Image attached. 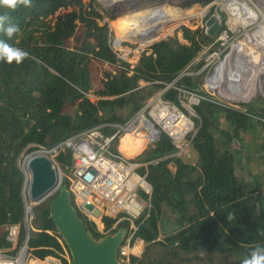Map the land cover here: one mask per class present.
I'll return each instance as SVG.
<instances>
[{
  "label": "trees",
  "instance_id": "obj_1",
  "mask_svg": "<svg viewBox=\"0 0 264 264\" xmlns=\"http://www.w3.org/2000/svg\"><path fill=\"white\" fill-rule=\"evenodd\" d=\"M97 5V0H32L31 8L21 6L10 11L0 7V14H8L9 23L20 28L10 39L0 31V39L29 53L19 65L0 61V247H11L9 227L14 224H18L17 243L26 237L25 173L19 161L28 151L51 148L95 125H101L102 132L110 135L116 123H123L150 96L173 82L162 94L166 99L178 102L182 91H199L205 96L193 105L198 115L193 117L195 128L188 133L193 154L191 158L179 154L181 147L161 129L153 146L144 148L135 158L148 161L138 170L145 173L151 191L139 188V195L150 202V207L135 221L137 228L130 242L141 238L144 246L139 255H130V262L242 264L253 247L264 246V95L238 101L237 106L227 105L202 90L192 75L177 78L215 36L199 25L191 28L179 24L172 33L139 50L131 63L113 45V30ZM157 16L163 20L168 14L159 12ZM183 17L175 13L160 25L153 20L154 33L147 42L137 35H118L116 42L127 38L148 43ZM225 27L220 24L218 31ZM236 95V100L252 96L244 89H236ZM211 112H223L228 128H219V122L210 119ZM144 124L141 130L153 139L159 131L157 124ZM257 125L261 127V150L243 149L250 146L244 133ZM216 130H220L219 135ZM121 143L140 149L124 137ZM112 150L118 153L116 147ZM121 152L127 157L138 153ZM257 152L263 166L254 171L250 159ZM55 158L65 169L72 158L71 147L63 145ZM170 162L174 168L168 165ZM237 166L248 168V174L239 176ZM62 184L70 187V178L63 176ZM57 193L33 205L27 249L39 258L52 255L58 258L57 264H71L68 245L49 217V202ZM73 206L94 237L124 227L120 244L126 241L130 232L127 219L112 227L118 217L102 215V231L75 201ZM164 208L181 226L168 234L161 232ZM229 213H235L231 221L226 218Z\"/></svg>",
  "mask_w": 264,
  "mask_h": 264
},
{
  "label": "rangeland",
  "instance_id": "obj_2",
  "mask_svg": "<svg viewBox=\"0 0 264 264\" xmlns=\"http://www.w3.org/2000/svg\"><path fill=\"white\" fill-rule=\"evenodd\" d=\"M179 1L182 2L183 4H178V3L172 4V5L165 4V6L166 7L169 6L172 8H177V9L182 10L180 12L192 11V13H190L188 15L181 13L182 15H184L181 22H178L170 30H168V31L165 30L164 32H162L160 37L155 38L152 41H150L148 43H144V44H140L137 41H132V40H129L127 38H123L119 42H116V37L118 35H121L123 37H125V36H127V37L132 36L133 37V36H135V34H139L137 36H139V38L142 41H145V42L149 41L151 36L154 33L153 22L151 24L150 23L151 21L144 22L142 19L149 14L153 15V12L156 10V8H152L149 10H142V11L135 12L132 14H119V16H115V15H113L115 7L105 4L102 0H97V2L99 4L97 6L101 11L103 19L110 24L111 29L113 30V41H112L113 45L117 49H119L120 55L124 56V58H128V60L131 63H134L136 61V59L138 57L139 50H141L142 48H144L146 45L150 44L151 42L158 40L161 37L172 33L174 31V29L176 27H178L179 24H181V23H186L191 28H196L197 25H199L200 27H203L207 31V29H206L207 25L205 24V19L207 17H209L210 15L215 14L217 16L215 18V20L219 21L220 24H224L226 27L220 31H218V29H219V27H218L214 31V33H211V34H215L214 38L208 44L204 45L202 47V49H200V51L197 53V55L193 59V63L190 66H188L186 70L181 72V73H183L182 75H184V74L192 75L193 79L199 84V87L202 90H206V91L210 92L211 94L217 96L219 101H221L222 103L227 104V105L237 106L236 103L238 101L247 102L252 97L257 96L258 94L264 95V92L256 90V89L262 88L261 83L258 80V78H260L261 81L264 80V66L262 68L259 62H258V64L256 62L253 63V66H256V68L259 70L261 69V72L258 74V78L256 77V80H254L248 86L247 84H243L242 82H240V80H243L242 77L239 75L238 71H236L234 69L233 63L230 61V58L227 57L229 55H233V57H235L237 61H238V58L240 60H242L241 58H243V60L241 62L244 63L248 60L247 55L251 54V59L255 60L256 56L254 54H256L255 52L257 50V45H258V40H255L251 43H246V40H245L246 39V30L243 29L242 26L238 25V27L232 28L230 25H228V13L227 12L233 10L232 7L230 6L229 1H228V3H224V7H222V5L220 4V1H215V0H206V2H204L203 4H202V1H199L196 3L194 2L191 4H186V3L184 4V2H190L193 0H179ZM237 1L243 2L242 0H237ZM253 1L263 11V16H264V2L262 3L261 0H253ZM204 4L205 5L210 4V7L203 10L202 12H193L195 10L198 11L201 6L203 7ZM247 6H251L249 4V2L247 4ZM157 8L162 9L163 7L158 6ZM252 9L254 10V7H252ZM123 16H125V17H123ZM170 16L171 15L168 14V16L162 20V19H159L158 16L156 15L155 19L157 22H159V25H160L164 20L170 19L171 18ZM258 18H259V21L264 22V19L262 20L261 15H259ZM120 19L125 20V21H122V25L118 26ZM111 21H113L114 24H112ZM254 22L255 21H253L251 23H254ZM251 23L244 24V27L246 28L248 26L250 28ZM133 25H136V26H133ZM251 25H253V24H251ZM177 35L179 36V38L181 40H183V41L185 40L182 38L180 30H177ZM124 41L126 43H124ZM252 43L254 44L255 50H252L249 53L244 52L242 50L243 45L252 44ZM235 52H237V54L239 56H234ZM242 63H241V65H242ZM237 65H238V63H237ZM141 83H144V81H141ZM243 88L245 91L249 92V94H251L252 96L249 97L247 100H242V99L236 100V97H237L236 89H243ZM221 89L226 90V91L229 90L233 99L226 97L221 92ZM159 92H160V90L155 92L144 103L143 106H146L145 111H144V113H145L144 115H147L153 122H155V120L152 118L154 116L151 114V109H152L153 105L155 104V100L157 99V97H159L158 99L162 100V102L166 103L167 105L175 106L179 112L181 111L185 115V117L189 120V122L191 123V126L185 130V132L182 134V137H176L175 135L171 134L166 129L162 128L161 125H159L157 122H155V123L157 124V126L160 130L162 129V130L167 131L172 136L173 141L178 146L181 147L180 151L178 152L179 154L182 153V155H186L187 157H190L193 154V152H192L191 146L189 145L188 133H189V131H191L192 129L195 128V122L193 120V117L198 116L195 109L193 108V105L197 104L199 102V100L201 98H205V96L203 93H201L199 91H195V92L182 91L181 95L177 97L178 102H173L169 99H166L164 97V95H158L157 96V94ZM89 96L92 99L95 98V95H93V94H90ZM192 96H195L198 99H196V100H195V98L192 99L191 98ZM240 107L242 109L245 108L244 105H240ZM204 108L206 110L205 106H204ZM140 109L136 113H134L130 117H128L123 123H116V125H114L115 127H114L113 132L118 131L117 135L115 136V138H113L111 140V142H109L105 146V148H100L98 150L99 153L97 152L98 155L111 157V156H109V154L111 151L114 152L112 150V148L116 147V149L118 150L117 154L122 155L121 157L123 159H125L126 161L135 163L134 171H137L139 174H141V173L139 172L138 168L141 166L146 167V164L148 161H138L135 158L144 148L152 147L154 140L157 139V137L151 139L148 135L145 134L146 131L144 133L141 130L145 124L139 125L138 129L136 131H134V129L137 128V126L139 124V122L136 120V117L141 113V112L139 113ZM210 114H212V115H210L211 120L216 119V121L219 122V124H218L219 128H221V129L228 128L229 121L226 119L225 114L223 112L222 113H215V114L211 112ZM133 119L135 122L133 124H131V126H129L128 123H130ZM146 122L148 123L147 119H146ZM119 124H122V126H126L128 124L127 125L128 129L122 130L119 127ZM132 125H134V126H132ZM130 127H133V128L130 129ZM229 129H231V128H229ZM220 130H216L215 134L219 135ZM133 132H135L136 134ZM260 132H261V127L259 125H257L256 127L250 128L247 131V133H244V137L246 138V140L250 139V141H246V143L250 144V146L245 145V147H243V149L244 148L246 149L248 147L251 148V151H255L256 148L260 149L261 148V137L258 138V134H260ZM106 137H108V136H106ZM123 137L125 140H127L132 145H135L134 143H136V146L139 147L140 149H131L129 147L128 148L125 147L121 143V140ZM81 139H88V141H89L88 134L82 135L81 137H77L74 140L79 141ZM131 139H134V140L131 141ZM222 139H223V137H222ZM93 142L95 143V141H93ZM100 142H103V141H100ZM234 142L237 143V140L235 139ZM93 145H95V144H93ZM254 148H255V150H254ZM71 150H72V158L66 164L65 169H63L61 167H60V169L62 172V177L68 176L70 178V188H72V190H73L72 191V193H73L72 204L75 201V203L77 204V206L81 210V200L83 198L82 193H80V191L77 190V188L75 187V184H74V179L76 177V170L78 169V165L76 164V160L74 159V156H75L74 154L76 153V150L74 147H71ZM95 150L97 151V149H95ZM121 151H128V152L134 151V152H138V153L127 157ZM114 153H116V152H114ZM49 154L57 162V159L55 158V155L57 153L56 154L49 153ZM254 154H255L254 157H252L250 159V161H251V164H250L251 168L250 169L255 171L258 169L259 165L262 167L263 164L261 163V158L258 156L259 153L257 152ZM23 157L19 161V165L21 167L23 164ZM122 158L114 157V159L116 161H120V160H122ZM194 159L195 158H193L192 160H194ZM168 165L171 166L172 168H174L172 162H170ZM237 172H238L239 176L244 177V174H248L249 169L247 168V169L243 170L239 166H237ZM247 178L249 181H251V176H248ZM88 187H89V185H88ZM94 197H104V196L100 195L96 189L90 188L89 198H94ZM98 205H99V208L101 210L98 219H96L95 215H93V214L92 215L86 214L82 210H81V212L84 215H86L87 217L93 219L100 229L103 228V222L101 220L102 215L106 214V215H109L112 217H116V214L121 213L120 211L117 213L116 212L108 213L107 201L104 198L99 202ZM120 216H122V213H121V215H119V217ZM117 217H118V215H117ZM17 234H18V231H17ZM17 234L15 235V237L13 236V237L9 238V240L11 241V247L10 248L0 247V255L1 256L8 257V258L9 257L15 258L17 256L19 250L22 249V246H23V242L20 244L17 243ZM143 246H144V242H141L139 249H136V247L133 249L134 251H136L135 255H139L141 253ZM25 254H26L25 255V264H31V262H36L35 264H57V262H58V258L55 256L47 255V256H45V258H39V257L35 256L31 252L30 249L28 250L27 248H26Z\"/></svg>",
  "mask_w": 264,
  "mask_h": 264
},
{
  "label": "water",
  "instance_id": "obj_3",
  "mask_svg": "<svg viewBox=\"0 0 264 264\" xmlns=\"http://www.w3.org/2000/svg\"><path fill=\"white\" fill-rule=\"evenodd\" d=\"M216 17L215 14H212L205 19L207 32L210 34L214 33L220 25L219 21L215 20ZM182 74L183 73L178 75L177 78ZM172 83L173 82L162 89L157 96L162 95ZM191 98H195V100L198 99L195 96ZM145 108L146 106H143L139 113L145 114ZM145 118L153 124L152 120L147 115H145ZM127 125L122 126V124H119V127L122 130H126L128 129ZM159 132L160 129L157 131L155 137H158ZM71 138L72 136L48 149L42 147L33 149L28 151L23 157V169L25 173L24 184L26 187V191H23V198L26 206L24 221L26 223L27 233L23 240L22 249L25 253L29 238V219L33 218L34 215L33 205L44 200L58 190V193L49 202V217L53 220L57 230L68 245L71 254V264H120L117 249L126 229L124 227H118L113 232L105 233L98 238L94 237L86 228L83 219L78 215L76 208L73 206L71 198L72 190L70 187L62 184L61 169L58 163L49 154L50 151L58 150L62 144L69 146L67 140ZM95 173L96 169L93 166H89L82 172V176L89 180ZM82 206L93 215H100V208L88 198L82 201ZM180 227V223L176 221L175 216L169 213L167 208H164L161 218L162 233L168 234Z\"/></svg>",
  "mask_w": 264,
  "mask_h": 264
},
{
  "label": "bare ground",
  "instance_id": "obj_4",
  "mask_svg": "<svg viewBox=\"0 0 264 264\" xmlns=\"http://www.w3.org/2000/svg\"><path fill=\"white\" fill-rule=\"evenodd\" d=\"M102 1L107 5H111L115 7V10L113 12V15L115 16H119V14H132V13L139 12L142 10H149L152 8H156L155 11L153 10L154 11L153 15L149 14L142 19L144 22L151 21L150 22L151 24L153 20H155L156 15L159 12H165L167 14H170L171 15L170 17H172V15L175 13L177 14L184 13L186 15L192 13V11L180 12L182 10H177V9L167 10L168 6L166 7L165 4H168V5H172L176 3L183 4L182 2L177 1V0H102ZM199 1L200 0H193L190 2H184V4L185 3L191 4V3H194V2L196 3ZM215 1H220V4L222 5V7H224V3H228L229 1L230 6L232 7L233 10L227 12L228 13V25H230L232 28L238 27V25L242 26L243 29L246 30V39H245L246 43H251L255 40H258L257 50L255 52L256 54H254L256 56L255 60L251 59V54L247 55L248 60L246 61L245 60L246 58H245L244 60L246 62L244 63L241 62L243 58H241L242 60L238 58V61H237L236 58L233 57V55L227 56L228 58H230V61L233 63L234 69L238 71L239 75L242 77L243 80H240V82H242L243 84H247L249 86L250 83L256 80V77L258 78V74L261 72V69L260 70L257 69L256 66H253V63L256 62L258 64L259 62L262 68L264 66V22L259 21V18H258V16L261 15L262 20L264 19L263 11L258 7L256 3H254L253 0H242L243 2L237 1V0H215ZM261 1L262 3L264 2V0H261ZM248 2L251 6H247ZM158 6L160 7L162 6L163 8L158 9L157 8ZM208 7H210V4H206V5L204 4L203 7L201 6L198 11L195 10L193 12H202ZM252 7H254V10L252 9ZM253 21L255 22L251 23ZM249 23L253 25L250 24V28L248 26L245 28L244 24H249ZM133 26H136V25H133ZM135 35H139V34H135ZM242 50L244 52L249 53L250 51L255 50L254 44L252 43V44L243 45ZM234 56H239V55L237 54V52H235ZM258 80L260 81L262 88L256 89V90L264 92V80L261 81L260 78H258ZM221 92L226 97L233 99L229 90L226 91V90L221 89ZM158 98L159 97H157V99L155 100V104L153 105L151 109V114L156 119L154 117L152 118L155 120V122L161 125L162 128L166 129L171 134L175 135L176 137H182V134L185 132L186 129H188L191 126V123L181 111L180 112L182 114L177 110L175 106L167 105L166 103L162 102V100ZM136 120L139 122L138 126L144 124L146 122L145 115L143 113H140L136 117ZM134 122L135 121L133 119L129 123V126H131V124H133ZM131 128L133 127H130V129ZM136 130L137 128L134 129V131ZM67 144L77 149V156H82L80 159H82L83 161L82 162L83 166L85 163L86 165L93 166L96 169V174H95L96 182L107 183L106 185L102 184L99 187H95V186L93 187L92 185L93 181L90 179L87 180L82 176V172L85 169H83V166L80 165L78 168V172H81V174L79 175L81 178L82 177L84 178V179L82 178L83 180L86 181L85 182L86 184L82 182L78 183L79 184L78 189L80 193H82L83 196L90 193V188L96 189L100 195L105 196L107 192L106 190L102 188H107L108 186L112 184H116V187H118L122 184V179L124 177L123 171L130 169L131 165L123 166L120 163L117 164L115 162H111L106 156H103V155L99 156L98 154H96L94 150H90L89 143L86 140H82L79 144H76L75 140L69 139L67 140ZM97 169H98V173H97ZM107 178H109L111 182H109ZM128 182L132 183L131 181H128ZM114 192H117V188L112 190L111 194H113ZM140 244H141V241H138L136 243L135 245L136 249L140 248ZM25 255L26 254L24 253L23 249L19 250L15 258H10V257L8 258V257H3L0 255V264H25Z\"/></svg>",
  "mask_w": 264,
  "mask_h": 264
},
{
  "label": "built area",
  "instance_id": "obj_5",
  "mask_svg": "<svg viewBox=\"0 0 264 264\" xmlns=\"http://www.w3.org/2000/svg\"><path fill=\"white\" fill-rule=\"evenodd\" d=\"M118 131L113 132L112 134L108 135L102 132L101 130V125H95L93 127H90L86 130H83L79 133H76L72 135V140H74L77 137H81L82 135L88 134L89 136V141L88 139H81L79 141H75L76 144H79L82 140H86L89 143V148L90 150H94L97 154L98 150L100 148H105V146L111 142L113 138L117 135ZM108 136V137H106ZM95 141V143L93 142ZM103 141V142H100ZM95 144V145H93ZM62 144L60 148L63 147ZM71 147V146H69ZM59 148V149H60ZM75 148V147H74ZM58 150L55 151H50L49 153L56 154L58 153ZM97 149V151L95 150ZM76 153L74 154V159L76 160V164L78 165V168L80 165H82L83 161L80 159L82 156H77V149L75 148ZM99 153V152H98ZM102 156V155H99ZM108 157L106 156L111 162H115L117 164H122L123 166H129L131 165L130 169L123 171L124 172V177L122 179V184L118 187H116V184H112L108 186L107 188H102L106 190V194L104 197H94V198H89L85 197L82 195V200H81V210L86 213L92 215V213L87 210L85 207L82 206V201L86 198L89 200L93 201L96 206L99 207V202L104 198L107 201V210L108 213L112 212H121L122 216H118L117 220L114 222L112 227H115L117 225V222L121 220L122 218H125L129 221V227H130V232L128 234V237L126 238V241L123 244H120L118 249H117V254L119 257L120 264H131L130 262V255L131 254H136V251L133 249L135 248V245L138 241L143 242L141 238H135L133 242H130V237L133 234V232L137 228V223L135 222L143 213L150 207V202L148 200H145L143 197L139 195V188H142L144 191L150 193L151 191V185L150 183L146 180L145 173L144 174H139L137 171H134V165L135 163L126 161L123 159L121 156L117 153L110 152ZM114 157H119L122 158L120 161H116ZM23 164H22V169H23ZM83 166V165H82ZM85 166V167H84ZM83 169H87L89 166L84 163ZM24 171V169H23ZM98 173V169H97ZM81 172H78V169L76 170V177L74 179V184L75 187L78 189L79 187V182L85 183L86 181L83 180L80 175ZM96 174V173H95ZM95 174L94 176L90 179L93 181L92 185L93 187H99L102 184H107L105 182L98 183L95 181ZM109 182L111 180L107 178ZM128 181H131L132 183H129ZM86 184V183H85ZM117 188V192H114L111 194L112 190ZM72 190V188H71ZM73 191V190H72ZM118 214H116L117 216ZM100 229V228H99ZM102 230V229H100ZM18 231V224H14L9 227V237H15ZM103 231V230H102Z\"/></svg>",
  "mask_w": 264,
  "mask_h": 264
},
{
  "label": "clouds",
  "instance_id": "obj_6",
  "mask_svg": "<svg viewBox=\"0 0 264 264\" xmlns=\"http://www.w3.org/2000/svg\"><path fill=\"white\" fill-rule=\"evenodd\" d=\"M21 6L31 8L32 0H0V7L10 11H16ZM9 21L10 16L8 14H0V31L4 32L10 39L20 31V28L18 25L9 23ZM28 58L29 53L27 51L14 47L6 40L0 39V61H4L7 64L15 62L19 65ZM226 218L228 221L233 220L235 213H229ZM8 238L10 237L8 236ZM242 264H264V246L256 245L253 247L249 254L242 260Z\"/></svg>",
  "mask_w": 264,
  "mask_h": 264
}]
</instances>
